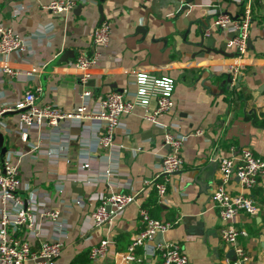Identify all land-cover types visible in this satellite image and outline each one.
Returning <instances> with one entry per match:
<instances>
[{
    "label": "crops",
    "instance_id": "0c3cea01",
    "mask_svg": "<svg viewBox=\"0 0 264 264\" xmlns=\"http://www.w3.org/2000/svg\"><path fill=\"white\" fill-rule=\"evenodd\" d=\"M48 1L0 0V24L9 26L24 43L21 50L13 49L0 59V102L18 101L26 88L38 85L35 102H54L70 110L78 104L82 87H87L91 95L86 110L90 111L106 91L133 90V74L146 71L173 78L172 106L157 117V123L142 118V108L133 106L119 117L109 148L97 145L100 122L96 118L22 130L17 112L4 111L1 145L16 164L20 180L37 188L38 230L28 240L37 245L57 237L62 243L57 264H90L88 248L105 238L106 253L94 264H110L137 231L138 206L149 197L145 205L151 215L171 222L162 239L180 243L187 264H222L229 246L218 236L220 220L209 198L218 183V160L241 146L264 158V0H254L247 50L237 60L241 68L233 86L225 80L228 64L235 61L233 47L224 44L231 31L209 28L205 34V24L201 31L197 32L196 24L184 31L187 18L209 22L212 5L238 15L236 0H190L177 15L183 0H77L61 13L43 7ZM98 6L109 21L106 47L93 45L89 36L99 21ZM137 26H143L145 33ZM93 49L99 50L98 59L81 84L70 62L80 50L91 53ZM3 67L15 74H7ZM153 105L150 100L148 107ZM166 129L184 134L182 165L157 201L144 180L151 178L164 153ZM82 161L87 166H79ZM105 168H109L107 177ZM225 188L242 190L234 175ZM110 191L130 192L134 197L109 223L95 226L89 215L96 203L93 196ZM242 191L252 197L258 211H238L232 217L233 224L246 232L237 242L248 252V264H264V170L251 188ZM45 208L58 210L61 229L40 214Z\"/></svg>",
    "mask_w": 264,
    "mask_h": 264
},
{
    "label": "built area",
    "instance_id": "2783aa9c",
    "mask_svg": "<svg viewBox=\"0 0 264 264\" xmlns=\"http://www.w3.org/2000/svg\"><path fill=\"white\" fill-rule=\"evenodd\" d=\"M85 1V0H79ZM240 5V12L233 17L217 9L214 5L208 10L212 14L208 26L204 29L207 34L209 28L230 30L231 34L225 39L226 46L233 47L234 62L227 66L229 76L228 85L236 83L240 74V63L237 60L247 50L246 40L248 26L253 15V0H236ZM77 0H49L43 7L54 13L70 10ZM109 21L102 19L89 32L93 45L106 47L109 40ZM23 38L14 33L9 26L0 24V59L9 51L21 50ZM99 50L91 53L80 50L70 62L76 69L79 82L84 84L89 75V68L97 61ZM9 75L15 70L3 67ZM134 89L121 88L109 90L94 100L93 108L86 110L90 98V90L82 87L80 100L72 109L65 110L54 102H35L40 87L35 85L26 88L20 99L15 102H0V116L4 111L17 110L18 126L38 127L40 125L57 126L64 120H80L82 117H93L99 120L100 130L97 135V145L109 148L112 145V136L119 117L129 112L133 106L142 108L141 117L157 123V117L170 110L172 106L173 78L168 75H155L151 72L137 71L133 74ZM153 100L152 108L148 107ZM194 132H199L198 129ZM184 134L171 130L162 133L164 153L160 155L156 171L151 178L144 180L146 186H151L159 201L166 192L170 176L178 171L182 165L180 146ZM33 145L32 148H35ZM231 154L220 157L218 160V183L209 192V198L216 206L220 220L218 236L222 242L232 249L230 256L222 259V264H248L250 258L243 245L237 242L238 236L245 235L244 229L236 227L232 217L242 211L255 214L258 206L251 196L242 190L251 188L257 181L258 175L264 170V158L253 154L247 146L237 149L231 148ZM86 161L79 166H87ZM106 177L109 168H105ZM237 177L241 191L230 192L225 188L226 182ZM37 188L22 182L18 176L17 166L10 159L8 152L0 155V264H57L60 254L61 241L59 238L44 239L37 245H32L27 236L37 233L38 225L35 221L34 200ZM95 205L89 211L92 224L99 226L109 223L119 215L125 206L133 199L134 194L122 191L98 192L94 194ZM79 202V199H75ZM40 214L51 221H55L59 229L62 223L56 220L57 209H40ZM171 225L168 220L152 217L145 206L137 209V231L131 236L126 248L115 253L110 264H187V256L180 243L174 240L153 241L157 231L163 233ZM105 238L91 245L86 253L90 264L103 257L106 253ZM264 260V236L262 240Z\"/></svg>",
    "mask_w": 264,
    "mask_h": 264
},
{
    "label": "water",
    "instance_id": "95a60500",
    "mask_svg": "<svg viewBox=\"0 0 264 264\" xmlns=\"http://www.w3.org/2000/svg\"><path fill=\"white\" fill-rule=\"evenodd\" d=\"M189 1L190 0H183V3L181 5H179L178 9L176 10V15L181 13L182 11H184L185 9L188 8ZM76 8H79V4L76 6ZM217 9H220V8H217ZM98 11H99V14H100V16H99V21H100V20L103 19L102 9H101L100 6H98ZM222 11L226 12L225 10H222ZM209 15L212 16L211 13ZM233 17H235V16H233ZM197 23H199V24H197ZM185 24H187V27L185 28V31H184V33L186 34L187 32L190 31L191 24H196L195 25V29L198 32V31H201V27L203 26V24L208 26L209 22L203 23L200 19H197V18L196 19H188L187 18L186 21H185ZM136 29H139L142 32V34L145 33V28L143 26H137ZM225 80L227 82L229 81V76L228 75L226 76ZM11 112H17V110H12ZM1 143H2V132L0 131V155H4V153L6 152L7 148L5 146L1 145ZM162 240H163L162 239V233L157 231L155 233V235H154L153 241H162ZM231 252H232V249L229 248V250L227 252V255L230 256Z\"/></svg>",
    "mask_w": 264,
    "mask_h": 264
},
{
    "label": "trees",
    "instance_id": "16d2710c",
    "mask_svg": "<svg viewBox=\"0 0 264 264\" xmlns=\"http://www.w3.org/2000/svg\"><path fill=\"white\" fill-rule=\"evenodd\" d=\"M253 3H254V0H253ZM152 195V194H151ZM149 198V197H148ZM148 198L147 199H144L143 200V203H142V206H145V207H147L148 208V205H145V204H147V203H145V202H147L146 200H148ZM152 199V198H151ZM152 201L154 202V200L152 199ZM155 203V202H154ZM158 205V204H157ZM148 212H149V209H148ZM151 212V211H150ZM149 212V214L151 215V213ZM152 217H155L154 215H151ZM157 218V217H156Z\"/></svg>",
    "mask_w": 264,
    "mask_h": 264
}]
</instances>
